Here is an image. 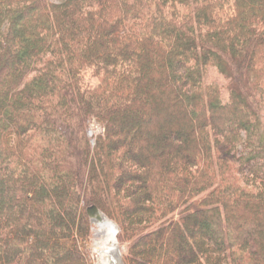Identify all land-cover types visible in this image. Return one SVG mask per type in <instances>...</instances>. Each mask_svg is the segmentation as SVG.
I'll use <instances>...</instances> for the list:
<instances>
[{
    "label": "trees",
    "instance_id": "trees-1",
    "mask_svg": "<svg viewBox=\"0 0 264 264\" xmlns=\"http://www.w3.org/2000/svg\"><path fill=\"white\" fill-rule=\"evenodd\" d=\"M92 206L124 264H264V0H0V264H92Z\"/></svg>",
    "mask_w": 264,
    "mask_h": 264
},
{
    "label": "bare ground",
    "instance_id": "bare-ground-1",
    "mask_svg": "<svg viewBox=\"0 0 264 264\" xmlns=\"http://www.w3.org/2000/svg\"><path fill=\"white\" fill-rule=\"evenodd\" d=\"M93 227L96 264H121L117 227L105 216L94 220Z\"/></svg>",
    "mask_w": 264,
    "mask_h": 264
},
{
    "label": "rangeland",
    "instance_id": "rangeland-1",
    "mask_svg": "<svg viewBox=\"0 0 264 264\" xmlns=\"http://www.w3.org/2000/svg\"><path fill=\"white\" fill-rule=\"evenodd\" d=\"M54 2H56V3H58V2H61L62 0H53ZM210 79H217V80H219L221 83H223V84H225L224 83V81H223V78L222 77H220L218 74H216V73H211L210 74ZM98 124H95V123H93V124H91V126H90V128H89V130H88V137L90 138V140H91V143H92V145H94V140H95V138H96V136L97 135H99V134H101L102 133V128L98 125ZM241 151H242V149L240 148L239 149V151H238V156H240L241 155ZM243 155V154H242ZM127 186V188H126V190H125V192H123L122 194H123V196H126L127 194H128V191L127 190H129V188H131L132 186H129L128 184L126 185ZM128 196V195H127ZM131 198H134L135 197V195L133 194V195H131L130 196ZM10 201L9 200H7L6 201V203H9ZM108 217V216H107ZM109 218V217H108ZM110 219V218H109ZM111 220V219H110ZM113 221V220H112ZM114 222V221H113ZM115 223V222H114ZM91 225H92V229H91V239H90V242H89V247H88V250H87V252H88V255H89V258H90V260H91V262H92V264H96V262H95V260H94V253H93V246H94V232H93V230H94V227H93V223H91ZM198 231H201V230H198ZM119 233H120V229H119ZM118 244H119V249H120V251H121V254H122V256H123V254L124 255H126L127 253H128V251H129V248H130V241H127V242H122L121 240H119V234H118ZM123 258V257H122ZM123 262H124V260H123Z\"/></svg>",
    "mask_w": 264,
    "mask_h": 264
},
{
    "label": "water",
    "instance_id": "water-1",
    "mask_svg": "<svg viewBox=\"0 0 264 264\" xmlns=\"http://www.w3.org/2000/svg\"><path fill=\"white\" fill-rule=\"evenodd\" d=\"M87 215L91 221V223L94 222V220H100L101 216H105L107 219H109L101 210H99V208H97L96 206H92L89 207L87 209ZM110 220V219H109ZM116 227H117V235L119 234V227L116 223H114L112 220H110ZM120 261L121 264H124L123 262V258H122V254L120 253Z\"/></svg>",
    "mask_w": 264,
    "mask_h": 264
}]
</instances>
